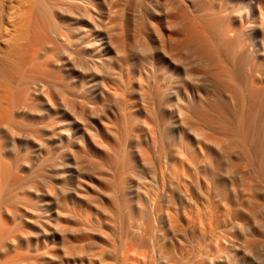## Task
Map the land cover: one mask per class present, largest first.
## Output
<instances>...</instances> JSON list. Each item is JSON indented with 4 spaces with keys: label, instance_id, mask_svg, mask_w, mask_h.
Segmentation results:
<instances>
[{
    "label": "bare ground",
    "instance_id": "obj_1",
    "mask_svg": "<svg viewBox=\"0 0 264 264\" xmlns=\"http://www.w3.org/2000/svg\"><path fill=\"white\" fill-rule=\"evenodd\" d=\"M262 21L264 0H0V264H95L83 211L142 212L137 159L173 141V97L264 180V88L247 84L264 42L243 49Z\"/></svg>",
    "mask_w": 264,
    "mask_h": 264
},
{
    "label": "rangeland",
    "instance_id": "obj_2",
    "mask_svg": "<svg viewBox=\"0 0 264 264\" xmlns=\"http://www.w3.org/2000/svg\"><path fill=\"white\" fill-rule=\"evenodd\" d=\"M256 29L243 46L252 54L264 42V30ZM249 64L244 72L249 69L254 79L259 73L252 72L253 60ZM204 73L201 80L210 82L209 73ZM261 78L253 83L249 79L248 86L264 88ZM171 100L166 130L173 141L169 145L159 137L156 147L145 146L137 159L141 183L137 185L148 194L143 197V213L130 215L121 205L83 211L84 218L90 216L84 224L92 222L85 224L92 234L85 230L83 255L95 264H253L264 247V180L231 135L194 123L187 111L181 113L178 99ZM180 130L190 143L189 153L183 152ZM221 177L228 183L224 192Z\"/></svg>",
    "mask_w": 264,
    "mask_h": 264
}]
</instances>
